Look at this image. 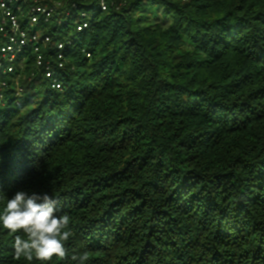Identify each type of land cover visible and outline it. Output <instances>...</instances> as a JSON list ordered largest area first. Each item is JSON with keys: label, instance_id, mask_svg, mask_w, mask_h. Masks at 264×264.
I'll return each instance as SVG.
<instances>
[{"label": "trees", "instance_id": "1", "mask_svg": "<svg viewBox=\"0 0 264 264\" xmlns=\"http://www.w3.org/2000/svg\"><path fill=\"white\" fill-rule=\"evenodd\" d=\"M100 1L38 0L59 88L30 51L0 73V211L47 193L73 232L15 260L0 226V264H264V0Z\"/></svg>", "mask_w": 264, "mask_h": 264}, {"label": "clouds", "instance_id": "2", "mask_svg": "<svg viewBox=\"0 0 264 264\" xmlns=\"http://www.w3.org/2000/svg\"><path fill=\"white\" fill-rule=\"evenodd\" d=\"M57 201L47 193L29 195L17 191L7 198L0 211V226L14 236L13 259L22 257L28 261L50 262L53 258L65 260L69 253L66 242L72 237L67 214L55 215ZM17 233H23V236ZM71 260L85 264L88 253L73 254Z\"/></svg>", "mask_w": 264, "mask_h": 264}, {"label": "built area", "instance_id": "3", "mask_svg": "<svg viewBox=\"0 0 264 264\" xmlns=\"http://www.w3.org/2000/svg\"><path fill=\"white\" fill-rule=\"evenodd\" d=\"M29 2H33V4L28 5ZM25 6H28L26 27L23 26L18 15V12H22ZM63 6L61 2L49 4L38 2V0H0V73L2 76L13 75L17 65L23 67L26 60L23 54L30 51L46 79L53 80V86L59 88L58 82L54 81V75L50 71L51 64L44 56V51L50 47L53 40L49 36L45 37L43 33L39 34L37 31H33L31 27H37L40 22L49 23L55 16L59 15L58 9ZM100 7L104 12L108 10L106 0L100 1ZM85 28H87L86 24L79 25L77 30L81 32ZM54 48L61 51L63 45L56 42ZM58 58L62 59L60 53ZM59 67L61 66L59 65ZM18 81L17 79L15 84L16 90H21ZM0 86L6 88L7 84L0 79Z\"/></svg>", "mask_w": 264, "mask_h": 264}, {"label": "rangeland", "instance_id": "4", "mask_svg": "<svg viewBox=\"0 0 264 264\" xmlns=\"http://www.w3.org/2000/svg\"><path fill=\"white\" fill-rule=\"evenodd\" d=\"M147 15H148V18L150 19V21L148 22L149 24L153 25V24H159L160 23V24H163L165 27H168L171 23L170 19H166V18L162 17L161 15L158 17L152 16L151 13H149ZM31 29L33 31H37L39 34H42L44 32L43 29H41V28L37 29L36 26H32Z\"/></svg>", "mask_w": 264, "mask_h": 264}]
</instances>
